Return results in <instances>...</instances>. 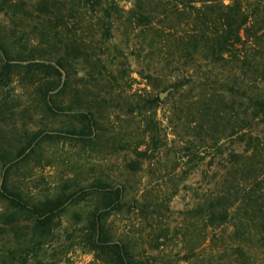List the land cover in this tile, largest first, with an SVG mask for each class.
I'll use <instances>...</instances> for the list:
<instances>
[{
  "label": "rangeland",
  "instance_id": "374dc122",
  "mask_svg": "<svg viewBox=\"0 0 264 264\" xmlns=\"http://www.w3.org/2000/svg\"><path fill=\"white\" fill-rule=\"evenodd\" d=\"M136 2L201 0H0V70L12 65L0 76V264H112L88 245L95 212L131 264H264V242L212 237L198 213L222 152L237 149L240 102L217 85L211 96L201 76L232 72L191 59L178 41L189 16L167 37L158 16L150 30L109 11ZM249 24L259 47L264 19ZM3 184L40 215L4 199ZM97 185L121 190L112 209Z\"/></svg>",
  "mask_w": 264,
  "mask_h": 264
},
{
  "label": "trees",
  "instance_id": "16d2710c",
  "mask_svg": "<svg viewBox=\"0 0 264 264\" xmlns=\"http://www.w3.org/2000/svg\"><path fill=\"white\" fill-rule=\"evenodd\" d=\"M109 11L114 16L122 12L129 25L134 23L150 30H153L158 16L168 21L160 29L162 36L167 37L177 32L171 21L189 16V27L186 32L178 31L182 34L178 41L185 38L184 44L191 59H202L207 66L214 68L221 64L229 67L232 78L201 76L206 82L203 83L204 89L212 90L211 96L220 90V94L232 95L240 102L236 109L237 149L222 152L218 168L220 176L207 180V190L198 213L204 217L212 237L216 236L213 231L219 230L221 237L230 242H264V135H261L264 132V91L257 87L264 83V67L259 64L264 60V44L256 47L263 35L251 34L249 24L250 19H264V0H229L228 4L224 0H201L199 4L191 2L170 7L136 2L126 10L112 6ZM161 20L157 22L164 23ZM11 71L12 65L5 60L0 76L8 78ZM249 83L257 85L250 87ZM212 85L219 89L214 90ZM241 101L245 103L242 109ZM80 117L92 123L90 113H81ZM259 127H262L260 132L254 133ZM2 189L4 199L17 207L27 208L35 216L40 215L41 207L27 206L17 193L7 191L4 184ZM92 191L101 196L100 206L104 211L112 209L121 197L120 189L104 185L94 186ZM83 199L77 195L64 201L49 202L47 212L58 211L64 205ZM104 214L92 213L88 222L89 230L95 235L88 237L89 248L106 256L112 264H131L125 246L117 241L111 242L102 234L100 222Z\"/></svg>",
  "mask_w": 264,
  "mask_h": 264
}]
</instances>
